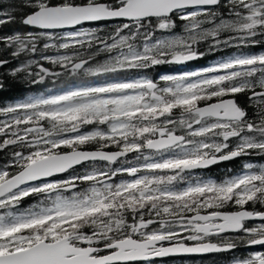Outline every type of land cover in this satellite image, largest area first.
Segmentation results:
<instances>
[{
  "label": "snow or ice",
  "instance_id": "snow-or-ice-1",
  "mask_svg": "<svg viewBox=\"0 0 264 264\" xmlns=\"http://www.w3.org/2000/svg\"><path fill=\"white\" fill-rule=\"evenodd\" d=\"M17 12L0 69L53 87L0 104V264H264V0H0V28Z\"/></svg>",
  "mask_w": 264,
  "mask_h": 264
},
{
  "label": "trees",
  "instance_id": "trees-1",
  "mask_svg": "<svg viewBox=\"0 0 264 264\" xmlns=\"http://www.w3.org/2000/svg\"><path fill=\"white\" fill-rule=\"evenodd\" d=\"M2 2H3V4L7 5L9 3H12L13 0H2ZM21 16H22V12H17V23L7 25L4 28H0V34H8L13 29L21 28L22 26L19 24V19L21 18ZM220 55L221 54H219V53H210V54H208V56L206 58H204L200 61L190 63L188 65V69L198 68L201 66H207L208 64L214 62V60L219 59ZM217 56H219V57H217ZM16 64H17V61H11V66H15ZM176 67L177 66H172V65L161 66V68L156 69V71L153 73V75H155L156 72H160L163 68L172 69V68H176ZM180 67H182V66H180ZM8 70H9L8 68L0 69V80L3 81V88H0V104H7L10 102H13L15 99L22 98V97L27 96L29 94H32L34 92L42 91L45 88L53 87L51 81H48L45 85H31L30 83H27L26 81H24L21 78H13L11 76H8L7 75ZM244 99L245 98L243 96L240 97V100L242 103H243ZM238 165H233L231 168H236V167H238ZM227 169H229V168L224 169L222 172L221 171L216 172L212 175H214V177H216V178H222L224 172ZM31 202H32L31 199H29L28 201H26L25 206H27V204H29Z\"/></svg>",
  "mask_w": 264,
  "mask_h": 264
},
{
  "label": "flooded vegetation",
  "instance_id": "flooded-vegetation-1",
  "mask_svg": "<svg viewBox=\"0 0 264 264\" xmlns=\"http://www.w3.org/2000/svg\"><path fill=\"white\" fill-rule=\"evenodd\" d=\"M217 57H219V56H217ZM238 164H239V162H237V164L225 163V164H221L219 166H214L211 169V171L208 173V175L214 177V175H212V174L219 172V171L222 172L224 169L231 168L233 165H238ZM236 254L240 255L241 253L238 252ZM243 254L247 255V250H244ZM230 256H231L230 253H217V254H207L204 256H200V257L170 258V260L173 261L174 264H213V261H215L216 264H228L227 258Z\"/></svg>",
  "mask_w": 264,
  "mask_h": 264
},
{
  "label": "water",
  "instance_id": "water-1",
  "mask_svg": "<svg viewBox=\"0 0 264 264\" xmlns=\"http://www.w3.org/2000/svg\"><path fill=\"white\" fill-rule=\"evenodd\" d=\"M207 255V254H206ZM197 256H199V255H197Z\"/></svg>",
  "mask_w": 264,
  "mask_h": 264
},
{
  "label": "rangeland",
  "instance_id": "rangeland-1",
  "mask_svg": "<svg viewBox=\"0 0 264 264\" xmlns=\"http://www.w3.org/2000/svg\"><path fill=\"white\" fill-rule=\"evenodd\" d=\"M178 67V66H177Z\"/></svg>",
  "mask_w": 264,
  "mask_h": 264
}]
</instances>
